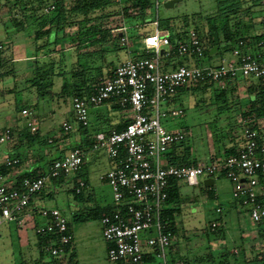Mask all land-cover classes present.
I'll use <instances>...</instances> for the list:
<instances>
[{
    "label": "rangeland",
    "instance_id": "1",
    "mask_svg": "<svg viewBox=\"0 0 264 264\" xmlns=\"http://www.w3.org/2000/svg\"><path fill=\"white\" fill-rule=\"evenodd\" d=\"M167 1L169 0H151L150 7L142 18H138L136 10H130L127 16L123 15L120 10L128 6V3L123 1L120 6L110 8L109 12L113 13L102 22V27L114 36L117 33H123L129 41V48L140 51L143 38L155 32L156 28L150 22L156 18L160 23L158 29L162 32L163 28L169 31V27L166 28L167 25H177L182 17H191L195 14L198 18L195 20H200L202 25V18L218 10V0H180L172 8L166 9L164 3ZM29 3L33 4L32 8L35 10L28 16L34 17L23 20L22 9ZM46 7L47 5H40L37 0H0L1 51L7 60L13 62L10 65L14 66L12 67L14 72L9 76L1 75L10 69V65L0 70V132L8 124L14 126L16 136L19 131L24 132L26 130L25 121L19 117L18 109L27 107L35 110L40 121L37 136L43 138L47 146L42 150L39 147L40 142L37 145L32 143L20 152L21 157L28 155L33 162H39L41 157L46 158V161L59 157L61 152L57 149L60 148L61 141L74 144L81 136V131L75 132L76 134L60 135L58 129L62 122L73 120L72 97L60 94L62 78L54 79L51 96L41 98L37 95L36 89L30 82L33 78L34 56L39 55L37 58L39 67H48L46 66L48 63L55 61L57 62L55 66L58 69L60 68L58 61H63L64 69L68 75L70 70L81 68L89 71L91 75H96V79L111 74L112 68L107 63L116 66L128 59L126 49L121 48L119 42L115 46H112V42L106 44L108 49L107 47L105 49L108 52L105 54L101 51V44L92 47L87 45L78 47L76 24L58 32L57 37L48 46H45L46 40L35 43L32 23L35 18L45 13ZM118 8L119 10H117ZM263 9L264 7H256L253 10L252 15L255 22L252 23L255 25V30L260 29L259 17ZM244 11L245 13L240 14L242 18L232 19L233 29L237 22H240V25L250 24L249 14L251 11ZM17 21H25L22 30L16 27L15 22ZM252 23L249 25V32L253 30ZM239 28L240 31L245 29L241 26ZM171 38L170 47L172 48L178 42L174 41L173 34ZM52 51L55 52V55L49 58L48 54ZM221 54L222 50L219 48L215 54L212 56L209 54V57L205 59L173 56L168 61L170 67H163L162 71L172 70L179 65L188 67L215 66L219 63ZM253 82L251 80L250 84ZM240 83V88L234 93L226 95L224 99L229 105L230 109L228 110L219 109L224 103L223 100L216 101L214 98L218 93L215 91L216 85L205 93L180 89L168 103L160 104L159 113L160 115L165 114L160 118V125L168 132L180 131L185 135L184 141L176 143L168 149L166 157L162 158L164 162H167L169 157L188 155V161L208 163L212 157L218 159L215 156L217 149L222 152L223 148L234 145L238 150L241 139V115L249 109L248 98L250 95L246 90L249 84ZM173 109L182 110L183 115L172 117L170 111ZM123 115L125 114L110 105L90 109L88 135L116 127L119 122L123 121ZM259 118L261 119L257 124L260 133L264 134L262 113H259ZM49 138L54 140L53 145L47 143ZM188 148L189 150H187ZM7 152V145L0 144V153ZM85 153L83 169L75 177L87 181L90 187L89 192L93 193L96 198V204L103 210L108 209L112 204V192L109 186L99 179L109 169L107 157L100 150L92 149ZM75 177L68 178L62 185H53L52 180H48L42 195L34 197L33 201L36 207L57 208L62 210L71 221V209L75 210V207L78 206L72 194L69 193ZM206 178L200 177L198 186L192 187L183 183L180 187V212L175 218L176 235L173 239V246L178 245L179 247V255L187 257L188 264L189 262L190 264H210L205 261V258L211 252L215 262L219 260L231 262L235 259L241 261L244 256L254 258L257 255H262L264 253V237L262 233H259L256 225L251 222L242 206L231 198L229 181L225 178L216 179L211 190H217L219 198L209 200L206 196L208 188L203 185ZM218 207L221 212H216ZM32 221H35L36 224L43 223L40 216L28 219L26 227H21L14 222L0 223V264H24L37 258L36 240L32 223H30ZM24 222H26V218H24ZM212 222H218L214 231L211 229ZM219 229H222L223 232L220 233ZM70 230L74 238L72 246L75 249V260L78 264H114L107 258L108 246L102 237L100 220H89L86 223L71 222ZM66 262L67 257L64 256L59 258L57 264H66ZM150 264H159V262L155 259Z\"/></svg>",
    "mask_w": 264,
    "mask_h": 264
},
{
    "label": "built area",
    "instance_id": "2",
    "mask_svg": "<svg viewBox=\"0 0 264 264\" xmlns=\"http://www.w3.org/2000/svg\"><path fill=\"white\" fill-rule=\"evenodd\" d=\"M112 1L119 5L123 3V0ZM52 9L53 6L48 7L45 12ZM259 24L260 29L257 30L253 25L257 39L239 40L231 51L221 54L215 66L179 65L162 71L163 67L169 66L172 49L180 57L205 59L207 56L193 30L188 32L185 40L171 48L168 33L159 31L156 19L151 22L155 32L142 40V50L150 53L151 57L132 59L133 50L121 33L119 45L126 49L128 59L114 66L109 77L99 79L91 94H80L71 99L73 120L62 122L59 128L62 136L77 132L80 126L88 128L90 109L103 105L118 107L125 114L123 120L127 121L120 131L112 129L93 134L92 149L103 151L109 163L108 171L99 179L112 192L111 207L100 218L110 262L150 264L145 259L154 258L159 264H187L182 260H170L174 237L161 218L171 181L193 187L200 184V177L211 178L214 182L223 177L231 185V198L244 208L251 222L256 226L264 223V145L257 142L258 131L252 127V121L241 122L242 143L234 155L221 160L212 157L208 163L194 164L190 160L191 164L171 165L168 163L170 157L167 162L162 158L166 157L170 147L182 142L185 135L180 131L165 130L160 125V118L165 114L159 113L160 104L168 103L184 87L213 83L218 89H225L229 82L240 86V82L246 85L251 80L253 84L264 85V10ZM170 115L179 117L183 111L173 109ZM19 117L25 121L30 141H37L40 121L36 111L22 108ZM14 135L13 127L6 126L0 132V144L14 142ZM47 143L53 145L54 140L49 138ZM64 144V141L59 143L64 155L23 174L18 170L22 159L0 153V223L14 222L26 227L25 211L31 208L32 197L42 190L46 182L60 176L75 177L82 171L86 153L81 147V139L74 144ZM36 171L37 176L24 178L20 187H15L18 176L31 175ZM73 180L76 186L72 188L76 194L89 189L85 180L77 177ZM216 212H221V209L218 207ZM35 214L43 219V223L30 222L33 234L48 236L43 252L63 258L65 246L73 240L67 216L62 210L46 207L38 208ZM217 225L218 222H212L211 229Z\"/></svg>",
    "mask_w": 264,
    "mask_h": 264
},
{
    "label": "trees",
    "instance_id": "3",
    "mask_svg": "<svg viewBox=\"0 0 264 264\" xmlns=\"http://www.w3.org/2000/svg\"><path fill=\"white\" fill-rule=\"evenodd\" d=\"M37 1L40 5H44V6L47 5L46 8L53 6V9L48 12H45L42 16L37 17L33 20L32 24L34 25L33 33H34L35 43H38L41 40H46L45 46H48L57 37L58 32L63 31L64 28L69 27L73 24L77 25L76 39L78 40V44H77L78 47L86 46V45L92 47L101 44L102 45L101 51L103 54H105L108 52L106 51L108 49L106 44L112 42V46H115L120 40L119 33H117L114 36L111 34V32L105 30L102 27V22L113 13V12H109L110 8L114 6L115 7L120 6L118 3L113 2L112 0H37ZM123 1H126L128 3V6L123 7L120 10L122 14L127 16L130 10H136L138 14V18L144 17V14L150 7V3H151V0H123ZM217 3H218V10L202 18L201 21L203 23L202 25L199 22L200 20L199 21L195 20L198 19L195 14L191 17H182V19L177 23V25L174 26L167 25L166 28L169 27V31L168 29L163 28L162 32L168 33L170 42H172L171 41L172 34L174 35L173 38L174 41L181 42L187 38V34L190 30L195 31L204 46V55L207 57H209L208 51H210L214 47H217V51L219 48H221L222 53H228L229 51H231V48L236 43L239 42V40L247 41L248 39L254 40L258 38V36L254 33V30L249 32V28H250L249 25H251L252 22L253 23L255 22L252 15L254 8L264 7V0H218ZM32 7H33L32 3H29L25 7H23L21 12L23 20H25L26 18L31 19L32 17H34V16L31 17L28 16L32 11L35 10ZM117 10H119V8ZM244 10L251 11L249 14L251 18L250 24L240 25V22H237L235 24L237 28L235 27V29H233L232 28L233 25L231 26L232 19L234 20V19L242 18V15L240 14L245 13ZM154 21L155 20H153L152 22ZM24 23L25 21L15 22L16 27L17 28L19 27L20 30L24 28L23 26ZM253 23H252V28H253ZM240 26L243 27V29L245 28L244 29L245 31L244 30L240 31L239 28ZM157 28H160V23L158 20H157ZM148 35H146L145 37H147ZM106 47L107 49H105ZM1 49L2 47L0 48V70L4 67H8L11 63H13L12 61L7 60L3 56ZM174 51H175L174 49L171 50L172 57L173 56L177 57ZM54 55L55 52L52 51L48 54V57L50 58ZM38 56L39 55L34 56L35 64L32 69L33 78L30 82L32 86L36 89L37 95L40 96L41 98L51 96L52 87L54 86L55 78H62L63 80L60 94H63L65 97L71 96L72 98L80 94L86 96L91 94L93 86L97 83L99 79L103 78V77H99L98 79H96L95 78L96 75L95 76L91 75L89 71L83 70L81 68L70 70L68 75L64 69L63 61H58L59 67L61 69L56 68L55 64L57 62L55 61H51V63H48L46 65L48 67L45 68L39 67L37 63ZM149 57H151V54L145 52L142 49L140 51L133 50V54L131 55V58L136 60L149 58ZM107 65L113 70L114 66L112 63H107ZM12 67L14 66L10 65L9 67L10 69L8 71L3 72L1 76L5 77L12 75L14 72ZM98 72H100V70H98ZM213 86H215L213 83H206L203 85L196 84L191 87H185L181 89L192 90L195 93H205ZM239 88L240 86L238 85V83L229 82L227 83L225 89L217 88L215 90L216 92H218L216 93L217 95L214 96L215 100L216 101L223 100L222 102L224 103L223 106L219 107L220 110L223 111L230 109L229 105H227L224 99L226 95L234 93ZM246 90L250 93L248 98L249 109L241 115V122L243 120L252 121L251 123L252 127L257 129L258 131L257 142L259 143V145H264V134L260 133L259 126L257 124L258 120L261 119L259 118V113H262L264 118V85L260 83H254V84L252 83L246 87ZM112 107L120 111L118 107L116 106H112ZM21 109L22 108L18 109V113H20ZM241 122H240V127H241V138H242ZM126 124L127 121L123 120L121 123L119 122L116 127H111L110 130L114 129L116 131H120L121 129H123V127ZM78 131H81L80 134L81 136H79V138L81 139V147L84 149L85 152L91 150L93 145L94 135H88L89 133L88 128H83L81 126L78 128ZM29 139H31V135L29 134L27 129L24 132L19 131L17 135L16 143L13 144L11 147H9V149H11L12 151H16L15 154H11V155L18 157V155L21 152V148L25 144H27ZM39 142H40L39 147L40 149L43 150L44 147L47 146V144L45 143L46 141L44 142L43 138H41L39 139L37 144H39ZM241 143L242 140L240 139L238 150L240 149ZM187 150H189V148ZM222 150H223L222 152L219 149L216 150L217 152L215 153V156H217L218 160L234 155L238 151L236 146L234 145L231 147L223 148ZM39 160L40 162L44 161L45 164H49L51 162V161H46V158H42V157ZM168 163L171 165L191 164V162L188 161V155H184L182 157H178V156L170 157ZM192 163L195 164L197 162L192 160ZM31 176L32 177L37 176V171L32 173L31 175L25 174L18 176L16 178L15 187L19 188L21 181L24 178ZM67 179L68 178L60 176L57 180H52V184L62 185L67 181ZM73 186H76L75 180H73ZM180 187L181 185L177 183V181L170 182V188L168 189V197L164 203L161 213V218L165 223L168 224V228H169L168 230L170 231L173 237L176 235L175 224H174L175 218L176 215L180 212V202H181ZM44 188L45 186L36 195H42V191ZM212 188L213 187L208 188V191L206 193L207 199L209 200L215 199V193L213 192L214 189L211 190ZM69 193L72 194L74 201H76L78 204V206L75 207L74 212H72L71 221L68 220L69 230L71 227V222L86 223L89 220H100L104 211L105 210L108 211V209L103 210L100 206L96 204L95 196L93 193L89 192V189L82 192L81 194H76L74 188H71ZM35 196L32 197L33 205L31 206V208H28L25 211V212L29 211L33 216H36L35 213L38 209L33 201ZM29 209H31L32 211H30ZM256 228L259 230V233H262L264 237V223L257 225ZM219 232L222 233L223 230L219 229ZM47 237H48L47 235L45 236H41L38 234L34 235V239L36 240L35 245L37 250V258L28 261L24 264H49V263L57 264L59 258L48 256L46 253L43 252V247L47 243ZM64 251H65V256L67 257L66 264H78L75 260L76 254H75V249L72 246V242L69 245L65 246ZM178 251H179L178 245L173 246L171 248L170 260L172 262L182 260L187 263L186 261L187 257L183 255H179ZM213 256L214 255L212 252L208 253L205 258V261L209 262L210 264H264V253L262 255H257L254 258L244 256L241 261L235 259L232 260L231 262L229 260H219L218 262H215ZM153 260L154 258L145 259L147 263L152 262Z\"/></svg>",
    "mask_w": 264,
    "mask_h": 264
},
{
    "label": "crops",
    "instance_id": "4",
    "mask_svg": "<svg viewBox=\"0 0 264 264\" xmlns=\"http://www.w3.org/2000/svg\"><path fill=\"white\" fill-rule=\"evenodd\" d=\"M142 47H143V45H142ZM142 49V48H141ZM170 67V64H169V66H167V68H169ZM6 126H9V124L8 125H6ZM5 126V127H6ZM4 127V128H5ZM13 127V130H14V132H15V128H14V126H12ZM60 128V127H59ZM58 131H59V129H58ZM38 134H39V131H38ZM76 134V133H75ZM15 136V139H14V142H12V143H10V144H6L7 145V149H8V152L7 153H4V154H7V155H10V156H12L10 153H12V154H15V152L16 151H12L11 149H9V147H11L13 144H15L16 143V140H17V136H16V134L14 135ZM39 139H41V138H39L38 137V140L37 141H30V139L28 140V142H27V144H25V145H27V146H23L22 148H21V151H23V149H25L26 147H28L29 145H32V143H34V144H37V142L39 141ZM77 140V139H76ZM77 142H79V138H78V141ZM70 143H67V141H66V143L64 144V145H69ZM59 152H61L60 154L61 155H64V151H61L60 150V148L59 149H57ZM20 152V151H19ZM62 152H63V154H62ZM47 153V152H46ZM61 155L59 156V157H61ZM17 157V156H16ZM18 157L20 158V159H22V162H21V166H20V168L18 169L20 172H22V174L24 173V172H26V171H28V169H31V168H34V167H36V166H38V165H43V164H45V162L43 161V162H33V160L27 155L26 157H21V154H19L18 155ZM56 158H58V157H56ZM28 161H30V163H28ZM83 169V168H82ZM102 181V180H101ZM104 182V181H103ZM87 184H88V186H89V183L87 182ZM73 187V186H72ZM89 189H90V187H89ZM232 190V189H231ZM214 193H215V199H217V198H219V195L217 194L218 192H217V190H215L214 189V191H213ZM96 199V198H95ZM229 207H230V205H229ZM72 212H74V209L72 210L71 209V213ZM31 217H33V215H31L30 214V212L28 211V212H26V220H28V219H30ZM71 233H72V231H71ZM73 236V235H72ZM74 239V238H73ZM73 241V240H72Z\"/></svg>",
    "mask_w": 264,
    "mask_h": 264
},
{
    "label": "water",
    "instance_id": "5",
    "mask_svg": "<svg viewBox=\"0 0 264 264\" xmlns=\"http://www.w3.org/2000/svg\"><path fill=\"white\" fill-rule=\"evenodd\" d=\"M180 0H169L167 2L164 3V8L166 9H169V8H172L174 6L175 3L179 2ZM119 36H121V34H119ZM217 51V47H214L212 48L210 51H209V54L210 55H213L215 54ZM203 185L207 188H210L214 185V180L211 179V178H208V179H205L203 181Z\"/></svg>",
    "mask_w": 264,
    "mask_h": 264
}]
</instances>
